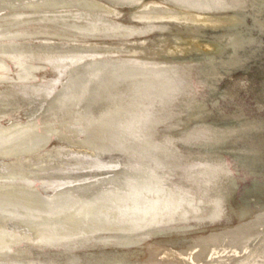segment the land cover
<instances>
[{
  "label": "bare ground",
  "instance_id": "1",
  "mask_svg": "<svg viewBox=\"0 0 264 264\" xmlns=\"http://www.w3.org/2000/svg\"><path fill=\"white\" fill-rule=\"evenodd\" d=\"M141 3L0 0V157L18 161L0 166V192L19 187L43 191L58 182L29 169L61 155L62 144L70 147L58 138L76 101L95 124L81 127L77 139L82 153L71 158L81 166L90 163L83 155L101 159L91 163V175L66 169L64 193L44 195L37 206L8 207L15 223L35 230L26 242L39 247L44 260L29 259L24 246L14 250L23 240L11 243L18 235L5 225L0 226V256L20 255L25 262L20 264H264V183L255 180L261 208L254 211L246 199L236 214L228 194L237 182L223 154L264 180V115L248 114L235 99L242 87L256 111L264 108V0H149L139 7ZM121 5L138 7L128 23L106 16ZM45 15L54 19L47 21ZM39 20L43 26L32 27ZM61 23L83 25L81 36L98 34L112 42L17 40L26 34L74 40L76 30L63 26L62 31L56 26ZM48 58L68 66L53 88L37 75L40 62ZM252 62L256 70L249 71ZM236 69L244 77L219 86ZM192 71L205 89L202 98L192 90ZM11 83L25 91L3 94ZM223 99L233 103L230 110ZM26 107L36 111L22 119L18 115ZM48 138L51 146L45 145ZM88 176L99 183L77 195L76 187L87 186L79 181ZM74 187L77 194L70 192ZM222 219L234 224L193 233Z\"/></svg>",
  "mask_w": 264,
  "mask_h": 264
},
{
  "label": "rangeland",
  "instance_id": "2",
  "mask_svg": "<svg viewBox=\"0 0 264 264\" xmlns=\"http://www.w3.org/2000/svg\"><path fill=\"white\" fill-rule=\"evenodd\" d=\"M148 1L149 0H142V3H141V5H139V7L140 6H144L145 4H147L148 3ZM106 3V2H105ZM106 4H108L109 5V3H106ZM116 8V7H115ZM134 8L136 9V8H138V7H136V6H127V5H121V6H119L118 8H116L117 10L116 11H110L109 12V14H106V16L111 20H121V21H123V22H126V23H128L129 21H131V20H133V19H131V16H130V13H132V11H134ZM27 12V11H26ZM49 12H53V11H49ZM55 12V11H54ZM108 13V12H107ZM54 16V15H53ZM43 17V16H42ZM46 20H47V18H46V15H45V17H44ZM50 19H54V17L53 18H48V20H50ZM47 20V21H48ZM80 20H83V21H85L83 18L81 19L80 18ZM40 21V20H39ZM43 21H45V20H43ZM56 21H58V20H56ZM62 21H64V20H62ZM77 21V20H76ZM59 22V21H58ZM39 23V24H38ZM37 24H33L32 25V27H39V26H43V24L44 23H42V21H40V22H38ZM22 23H17V26H24V25H21ZM64 23H61V24H57L56 26H58L62 31L64 30V27H69L68 25H66L65 24V26L63 25ZM136 24H140L139 22H137L136 21ZM26 26H30V25H25L24 27H26ZM64 26V27H63ZM83 25H80V27H78V25L77 26H74V27H69L71 30L72 29H74V30H76V32L75 31H73L74 32V34H75V39L74 40H72V39H64V38H60V37H53V38H50V37H45V36H37L36 34L35 35H33V34H26L25 36L26 37H22V38H18L17 40H20V41H28V42H31V43H36V42H48V41H50V42H54V43H63V44H73V43H80V42H85V41H98L97 43L98 44H101V41L102 42H109V43H111L112 42V39H110V38H101L98 34H92L91 36L90 35H88V36H81V35H83V31L81 32V30H83L84 29V27H82ZM76 27H78V28H76ZM157 31L155 30V31H153L152 33H149L150 35L152 34H155ZM80 34V35H79ZM155 53V52H154ZM52 56H56V55H52ZM178 57L179 56H185V55H183V54H180L179 53V55H177ZM81 60L79 59V61L78 62H80ZM71 63V62H70ZM71 64H75L74 62H72ZM63 67H64V65H59L57 62H56V59L55 58H48V59H46V61H41L40 62V65H39V69H38V73H37V75L43 80V82L46 80V82L49 84V86L50 87H55L54 85H55V83H56V81H57V79H59L60 78V76L62 75V70H63ZM67 69H68V66H65ZM64 67V68H65ZM251 70H256L255 69V63H251L250 64V66H249V71H251ZM244 75V72H242L241 70H239V69H236V70H233L232 72H230V74H229V76L227 75L226 77L224 76V78L223 79H221V81L219 82V86H226V84L227 83H230V82H233V81H237V78H240V76L242 77ZM239 76V77H238ZM244 77V76H243ZM234 79V80H233ZM233 80V81H232ZM190 84H191V87H192V90H193V92L195 93V95L197 96V97H200V98H202V95H203V93L205 92V89L203 88V84H201L199 81H198V79H197V76L195 75V72L194 71H192L191 72V74H190ZM3 85V84H2ZM2 88V86L0 85V89ZM22 91H25L24 89H23V86H21V85H18V84H10L9 86H7V87H4V93L3 94H5V95H10V94H13V93H16V92H22ZM2 93V92H1ZM251 94H248V93H246L245 91H244V89L242 88V87H240L239 89H238V97H236L235 99H236V101H238V102H240L241 103V105L246 109V111H247V113L248 114H250V115H252L254 112L255 113H259V114H263L264 115V108H262L260 111L259 110H257L256 111V109H255V106H254V100H253V98L250 96ZM240 97V98H239ZM220 100L222 99L221 97L219 98ZM239 99V100H238ZM74 101H76V100H74ZM227 102V100H222L221 101V103L223 104V105H225V110H230V108H232L233 107V103H230V104H227L226 103ZM80 103H81V101H76V102H74V104H73V106L75 105V104H77V105H75V107H73V106H71L72 108H71V110L69 111L70 112V114H69V112H68V115H67V117L65 118V122H64V124H63V128H64V130H63V128H62V134H64V135H62V134H60V136L61 137H56V138H58L59 140H63V142H69L71 145H70V147L68 146V144H66V143H64V144H62V154L61 155H63V156H61V155H57V156H54L53 158L51 157H49L48 158V160H47V163H49L48 161H51V163H49V164H47V163H45L44 164V162H43V164L41 163V164H38V165H32L31 167H30V169H29V171H32V172H40L41 173V171H43V173H41L42 175H44L46 178H53L54 176V178L56 179L55 181H57L58 180V182H54V183H52V184H50L49 185V187H45V191L43 190V191H41V190H38V189H36V187L34 188L35 189V191H34V189H27V190H23L24 188L23 187H19L18 189H11L10 191L11 192H7V193H2V192H0V197L2 196V198H0V205L2 206H0V217H1V219H0V226L1 225H5V226H8V228H10V229H12V232H14V234L13 235H15L16 234V238H14V239H12L11 238V240H10V242L12 243H17V242H20L21 240H23V241H21L20 243L21 244H19V245H15L16 246V248L14 249V250H18V249H20L21 247H25L26 248V251H27V249L29 250L28 252H30L29 254L30 255H28V257H29V259H31V260H36V259H38V260H44L45 259V257L43 256V254L41 253L42 251L40 250V248L39 247H36V246H33V245H28L27 243L28 242H26L27 240L28 241H30V239L33 237V234H34V232H35V230H28L27 228L29 227V228H31V226H26L25 224V227H24V225L21 223V221H16V223H15V221H14V219H12L9 215H8V211L7 210H9V208H12V206H15V208L17 209V210H19L20 208L22 209L23 207H22V205H31V206H37V205H39L40 203H41V201L42 200H40V199H43L44 198V195H46V197L47 196H52L53 195V193H54V195H58V194H62L61 192H65V190H63V191H61L62 189H61V186H63V185H65V183L67 182L66 180H67V177L65 178V172L67 171V172H70V171H72L73 169V171H76V172H83V171H85L84 172V174L85 173H88V175H91L92 173H94V172H91V171H93V170H90V169H93L92 167H91V163L92 162H94V161H101V159H99L100 157H92V156H90V154H88V155H83V157L84 158H86V160H90V161H88V162H90V163H84V165L85 166H81V165H78L79 163L76 161V160H74L73 158H71V155L73 156V154H75V153H82V149H79V147L78 146H80V145H78V143H79V139H77V138H80V137H82V133H83V128H81V127H84V126H86L87 124H90L91 122V120L92 119H90V120H87V119H89L90 118V115H89V117L88 118H86L85 116H86V114H87V112H85L84 110H82V108H81V106H80ZM232 106V107H231ZM26 110V111H25ZM122 110V109H121ZM36 111V109H35V107L34 108H31V107H26V109L24 108L23 110H21L20 112H19V117L20 118H22V119H25V118H29L30 116H32L33 115V113ZM113 112V114H112V112ZM110 112H109V115L111 116V117H114V116H116V113H117V111H116V109H112ZM123 111V110H122ZM74 112H76V113H80V115L81 116H78V118H77V115L74 117ZM118 112H120V110L118 111ZM123 113V112H122ZM93 114H95V113H93ZM8 116V115H7ZM83 116V117H82ZM98 115H91V118L92 117H97ZM107 117H109L108 115H106ZM105 116V117H106ZM9 117V116H8ZM69 117V118H68ZM68 118V119H67ZM68 120V121H67ZM75 120V121H74ZM70 121H72V122H70ZM75 122V123H74ZM83 122V123H82ZM93 124H95V121L94 122H92ZM91 123V124H92ZM72 124V125H71ZM84 124V125H83ZM65 125V126H64ZM70 125V126H69ZM76 125V126H75ZM80 128H79V127ZM66 128H68V129H66ZM77 129V130H76ZM73 130V131H72ZM75 130H76V132H75ZM65 131V132H64ZM68 131H69V133H68ZM79 131V132H78ZM66 133H67V135H66ZM69 135V136H68ZM72 135V136H71ZM78 135V136H77ZM80 135V136H79ZM68 136V137H67ZM67 137V138H66ZM55 138V139H56ZM61 138V139H60ZM52 139V138H51ZM51 139H49L48 138V140H50V141H48L47 139V143L45 142V145L46 144H49V142H51L52 140ZM65 139H66V141H65ZM74 139V140H73ZM75 141V142H74ZM44 144V143H43ZM52 145V142L50 143V146ZM77 146V147H76ZM48 149V148H47ZM84 153V152H83ZM224 154V156H225V159H226V165H227V168H228V170L234 175V177H235V179H236V182H237V185H235L236 187H234L235 189H234V192H233V194H232V196H230L231 194V192H232V190H230L229 191V194H228V199H229V197H230V204L232 205V207H233V209H234V211H235V213L236 214H240V206H241V204H243L244 203V201L246 200V199H249L248 200V202L250 203V205H251V207L253 208V210L255 211H257L259 208H261L260 207V200H257L256 198L257 197H259L260 196V192L259 191H257L256 190V187H255V180L256 181H259V182H262L263 181V183H264V180H263V178H261V176H258V174H253L252 172H250L242 163H239V162H236V160L233 158V157H230V155L226 152H224L223 153ZM81 155V154H80ZM82 156V155H81ZM59 157V158H58ZM69 157V158H68ZM89 157V158H88ZM108 158H110V156H107ZM106 157V158H107ZM29 158V157H28ZM58 160H57V159ZM63 158V159H62ZM3 159H7L8 161L6 162V161H3ZM54 160V161H53ZM63 160V161H62ZM56 161H60V165L59 166H56V164H55V162ZM76 161V162H75ZM53 162H54V164H53ZM73 162H75V163H73ZM5 163V164H4ZM71 163H72V165H71ZM77 163V164H76ZM4 164V165H3ZM17 165L18 164V161L17 160H14L13 159V161H9V158H7V157H3V156H1L0 157V166L2 165L4 168L5 167H12L11 165ZM74 164V165H73ZM8 165V166H7ZM39 165L42 167V166H44L43 167V169H41V167L39 168ZM48 165V166H47ZM56 167H55V166ZM70 165V166H69ZM77 165V166H76ZM34 166H36V167H34ZM48 168H47V167ZM50 166V167H49ZM51 166H54V167H52V168H54L53 170L54 171H56V172H54L53 170H52V168H51ZM73 167H75V168H73ZM32 168V169H31ZM40 170H39V169ZM45 168V169H44ZM57 168V169H56ZM58 169H61V170H59L58 171ZM65 169V170H64ZM67 169V170H66ZM46 170V171H45ZM89 170V171H88ZM107 170H110V172L109 173H111V171L113 170V169H111V168H109V169H107ZM51 172V173H50ZM54 172V173H53ZM61 172V173H60ZM56 173V174H55ZM60 173V174H59ZM48 174V175H47ZM51 174V175H50ZM52 174H54V175H52ZM47 175V176H46ZM62 177H61V176ZM257 177H256V176ZM57 176V177H56ZM61 177V178H60ZM64 177V178H63ZM91 177V178H90ZM93 176H88L87 177V179L86 180H81V181H79V183H81V182H87V186H84V187H86V189L84 188V187H82V188H79L78 187V189H77V187H76V189H75V187L73 188V190H70V192H74V194H77V192L79 193V194H77V195H80L81 194V192H82V194L84 193H88V192H90L91 190H90V188H94L95 186H97V182L99 183V181H96L95 180V178L96 177H93ZM66 179V180H65ZM97 179V178H96ZM260 179V180H259ZM88 181H89V183H88ZM92 181H93V183H92ZM63 182V183H62ZM95 183V184H94ZM57 184H59V187L58 186H56ZM92 184H93V186H92ZM37 185H39V184H37ZM55 185V186H54ZM89 185V186H88ZM91 185V186H90ZM89 187V188H88ZM60 189V190H59ZM74 189H75V191H77L76 193H75V191H74ZM80 189V190H79ZM83 189H85V191L83 192L82 190ZM15 192H14V191ZM36 191H37V193H38V195H36L35 193H36ZM56 191V192H55ZM16 192H18V193H16ZM47 192V194H45ZM59 192V193H58ZM63 192V193H64ZM4 194H5V196H4ZM15 194V195H14ZM27 194V195H26ZM33 194H35V195H33ZM42 194V195H41ZM14 195V196H13ZM16 195H18V196H16ZM31 195H33V197L31 196ZM12 196L13 197H16V198H19V199H16V198H13L14 199V201L13 202H11V199H12ZM20 196V197H19ZM27 196V197H26ZM30 196V197H29ZM34 196H35V198H34ZM4 197V198H3ZM6 197H8L9 198V200H8V198H6ZM25 197V198H24ZM40 197V198H39ZM43 197V198H42ZM29 198V199H28ZM33 198V199H32ZM5 201H7V202H5ZM3 200V201H2ZM16 200H18L20 203V205H18L17 204V207L18 206H21V207H19V208H17L16 207V203H18V201H16ZM31 200H34V201H32V202H34V203H32L31 202ZM35 200H36V203H35ZM40 201V202H38V201ZM11 202V203H10ZM16 202V203H15ZM9 203V204H8ZM39 203V204H38ZM256 203V204H255ZM6 204V205H5ZM4 205H5V207L7 206V205H9V206H7V208L8 209H6V210H4L5 208H4ZM258 205H259V208H258ZM2 213V214H1ZM3 216V217H2ZM2 218H4V219H2ZM2 220V221H1ZM12 221V222H11ZM13 223V225H11ZM17 224H19V225H17ZM21 224L23 225V226H21ZM234 224V221H230L229 219H222V220H220V221H215V222H213V223H207V224H202V226H201V228H198V229H195L194 231H193V233L194 234H196V233H205V232H208V231H210V230H214V229H220V228H222V227H226V226H230V225H233ZM263 224H264V221H263ZM91 225L90 224H88V227H90ZM110 227H113L112 225H110ZM18 228V229H17ZM86 229H88L87 227H85ZM114 228V227H113ZM23 229H26V230H24L23 231ZM32 229V228H31ZM67 229H69V228H67ZM6 230H7V228H6ZM18 230V231H17ZM20 230V231H19ZM17 232H19V233H17ZM33 233V234H32ZM29 235V236H28ZM34 235H36V234H34ZM21 236V237H20ZM26 237V238H25ZM28 237V238H27ZM9 240H7V242H9ZM13 240V241H12ZM148 241H150V240H148ZM152 243H153V241H151ZM3 243V242H2ZM2 243H0V245L2 244ZM75 244V243H74ZM74 244H66V245H64V246H66V247H72V246H74ZM26 245V246H25ZM29 246V247H28ZM146 246V243H144L143 244V247H145ZM18 248V249H17ZM33 248H34V250H33ZM39 248V249H38ZM30 249H32L31 251H30ZM61 250H64V249H66V248H64V247H62V248H60ZM34 253V254H33ZM32 254V255H31ZM50 259H52L53 258V256L50 254L49 256H48ZM28 258H26L25 260H27ZM2 260V261H1ZM24 258L21 256L20 257V255H10V254H8L7 256L5 255L4 257L3 256H0V263L1 264H20V263H25L24 261ZM40 261V262H41ZM10 262V263H9Z\"/></svg>",
  "mask_w": 264,
  "mask_h": 264
}]
</instances>
